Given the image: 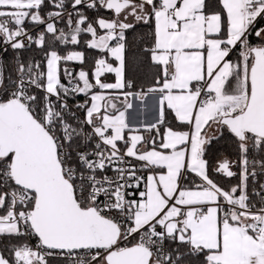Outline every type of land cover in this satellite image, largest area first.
Here are the masks:
<instances>
[{
	"label": "snow or ice",
	"instance_id": "obj_1",
	"mask_svg": "<svg viewBox=\"0 0 264 264\" xmlns=\"http://www.w3.org/2000/svg\"><path fill=\"white\" fill-rule=\"evenodd\" d=\"M261 176L264 0H0V264H264Z\"/></svg>",
	"mask_w": 264,
	"mask_h": 264
},
{
	"label": "trees",
	"instance_id": "obj_2",
	"mask_svg": "<svg viewBox=\"0 0 264 264\" xmlns=\"http://www.w3.org/2000/svg\"><path fill=\"white\" fill-rule=\"evenodd\" d=\"M129 42H130V50H129V64L127 68L128 76L130 78L136 79L137 83H140L144 81V79L149 75V68H148V62L143 60L142 58L140 60L135 59V55L137 53V49L135 45L132 43V36L129 34ZM77 99L82 100L83 97H78ZM214 148L223 154L229 155L232 158H235L232 148L230 145L221 142V144L214 145ZM234 182V181H233Z\"/></svg>",
	"mask_w": 264,
	"mask_h": 264
},
{
	"label": "crops",
	"instance_id": "obj_3",
	"mask_svg": "<svg viewBox=\"0 0 264 264\" xmlns=\"http://www.w3.org/2000/svg\"><path fill=\"white\" fill-rule=\"evenodd\" d=\"M129 117L136 126L152 122L154 110L151 101H134V108L129 110Z\"/></svg>",
	"mask_w": 264,
	"mask_h": 264
},
{
	"label": "built area",
	"instance_id": "obj_4",
	"mask_svg": "<svg viewBox=\"0 0 264 264\" xmlns=\"http://www.w3.org/2000/svg\"><path fill=\"white\" fill-rule=\"evenodd\" d=\"M69 103H72V101H69ZM260 182H264V176L259 177Z\"/></svg>",
	"mask_w": 264,
	"mask_h": 264
}]
</instances>
